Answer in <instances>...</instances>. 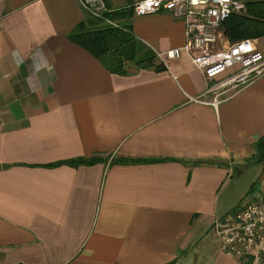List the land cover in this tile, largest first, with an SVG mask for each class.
<instances>
[{"label":"crops","instance_id":"0c3cea01","mask_svg":"<svg viewBox=\"0 0 264 264\" xmlns=\"http://www.w3.org/2000/svg\"><path fill=\"white\" fill-rule=\"evenodd\" d=\"M85 17L77 0H0V264H241L213 224L235 170L264 180V74L233 89L236 66L207 80L186 55L112 73L69 39ZM130 20L145 47L184 43L166 11Z\"/></svg>","mask_w":264,"mask_h":264},{"label":"built area","instance_id":"2783aa9c","mask_svg":"<svg viewBox=\"0 0 264 264\" xmlns=\"http://www.w3.org/2000/svg\"><path fill=\"white\" fill-rule=\"evenodd\" d=\"M89 17L117 27L109 12L108 0H77ZM245 10L243 0H134L136 16L166 11L180 20L184 43L167 50L150 48L159 64L169 69L171 60L186 55L192 65L212 80L236 66L234 74L223 85L239 89L264 74V54L256 39L246 38L228 42L222 34L224 21L232 14ZM217 98L214 97L215 103ZM220 250L241 264H260L264 261V196L249 201L233 214L213 224Z\"/></svg>","mask_w":264,"mask_h":264},{"label":"trees","instance_id":"16d2710c","mask_svg":"<svg viewBox=\"0 0 264 264\" xmlns=\"http://www.w3.org/2000/svg\"><path fill=\"white\" fill-rule=\"evenodd\" d=\"M243 1L245 13L232 14L223 23L224 34L230 42L264 36V0ZM132 4L133 1L130 0L127 5L112 8L107 1L110 10L105 15L112 20H119L118 26H101V20L86 15L68 35L69 39L90 52L112 73L127 75L128 62L137 70H161L163 67L157 63L154 53L134 37L130 24L126 25L133 15ZM257 148L264 151V136L258 140ZM101 160V157L93 156L64 163L76 166ZM115 161L126 162L122 159Z\"/></svg>","mask_w":264,"mask_h":264},{"label":"rangeland","instance_id":"374dc122","mask_svg":"<svg viewBox=\"0 0 264 264\" xmlns=\"http://www.w3.org/2000/svg\"><path fill=\"white\" fill-rule=\"evenodd\" d=\"M110 5L115 8L122 7L127 5L130 0H108ZM134 1V0H132ZM241 13H245V10ZM116 23H119V20H115ZM130 24L131 20L126 22V25ZM99 25L104 26L103 22H100ZM113 27V26H112ZM259 47L264 51V36L259 38ZM148 48V47H146ZM152 53L153 51L148 48ZM156 59V58H155ZM157 61V60H156ZM127 70L129 72L130 68L136 69L131 63H127ZM261 158L264 160V151H260ZM262 166H258L255 170V167L252 164H246L243 168L235 170L234 179L237 180L236 186L237 189L234 194H229L227 197L226 212L225 216L233 214L235 211L239 210L249 201L258 199L264 196V180H258L257 175L260 174ZM242 174V175H241ZM240 176V177H239ZM238 178V179H237ZM251 186V190H250Z\"/></svg>","mask_w":264,"mask_h":264}]
</instances>
